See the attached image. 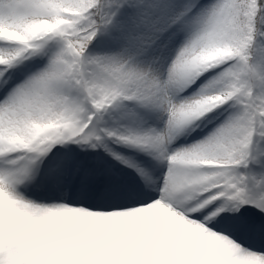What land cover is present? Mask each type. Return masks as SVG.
Masks as SVG:
<instances>
[{
  "label": "snow or ice",
  "instance_id": "snow-or-ice-1",
  "mask_svg": "<svg viewBox=\"0 0 264 264\" xmlns=\"http://www.w3.org/2000/svg\"><path fill=\"white\" fill-rule=\"evenodd\" d=\"M0 264H264V0H0Z\"/></svg>",
  "mask_w": 264,
  "mask_h": 264
}]
</instances>
